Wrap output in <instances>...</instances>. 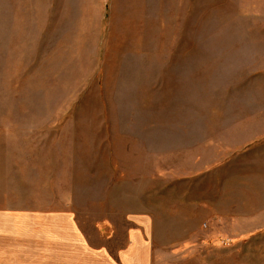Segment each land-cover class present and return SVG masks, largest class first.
I'll use <instances>...</instances> for the list:
<instances>
[{
  "label": "rangeland",
  "instance_id": "374dc122",
  "mask_svg": "<svg viewBox=\"0 0 264 264\" xmlns=\"http://www.w3.org/2000/svg\"><path fill=\"white\" fill-rule=\"evenodd\" d=\"M44 208L264 264V0H0V211Z\"/></svg>",
  "mask_w": 264,
  "mask_h": 264
},
{
  "label": "crops",
  "instance_id": "0c3cea01",
  "mask_svg": "<svg viewBox=\"0 0 264 264\" xmlns=\"http://www.w3.org/2000/svg\"><path fill=\"white\" fill-rule=\"evenodd\" d=\"M149 228L143 215L129 228L117 260L107 253L112 264H152ZM101 255V247L85 239L68 211H0V264H100Z\"/></svg>",
  "mask_w": 264,
  "mask_h": 264
}]
</instances>
